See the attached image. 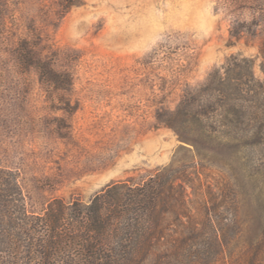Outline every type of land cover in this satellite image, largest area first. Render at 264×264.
Masks as SVG:
<instances>
[{"label": "rangeland", "instance_id": "1", "mask_svg": "<svg viewBox=\"0 0 264 264\" xmlns=\"http://www.w3.org/2000/svg\"><path fill=\"white\" fill-rule=\"evenodd\" d=\"M75 1L0 0V163L18 172L28 209L44 213L55 198L90 203L115 183L201 161L207 181L235 188L242 220L264 213L251 130H181L215 132L199 144L201 160L158 117L232 54L255 57L263 78L264 0ZM22 41L64 88L20 59ZM256 226L233 240L234 256L249 251Z\"/></svg>", "mask_w": 264, "mask_h": 264}, {"label": "trees", "instance_id": "2", "mask_svg": "<svg viewBox=\"0 0 264 264\" xmlns=\"http://www.w3.org/2000/svg\"><path fill=\"white\" fill-rule=\"evenodd\" d=\"M241 33L234 25L232 35ZM17 53L49 82L66 86L30 43L22 41ZM258 57L263 78L255 74V57L232 54L175 110L158 117L193 144L201 160L199 144L215 132L181 130H251L264 183V39ZM220 137L233 140L230 133ZM197 164L170 163L143 183H115L90 203L55 198L37 214L28 209L18 172L0 163V264H218L225 254L230 261L223 264H264V213L242 220L235 188L207 181ZM252 219L257 226L246 239L249 251L234 256L233 240L250 231Z\"/></svg>", "mask_w": 264, "mask_h": 264}]
</instances>
